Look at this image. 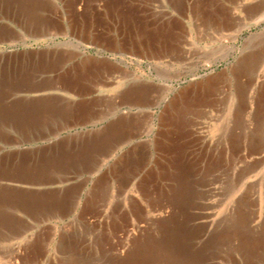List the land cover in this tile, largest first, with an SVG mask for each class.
Here are the masks:
<instances>
[{
  "label": "rangeland",
  "instance_id": "374dc122",
  "mask_svg": "<svg viewBox=\"0 0 264 264\" xmlns=\"http://www.w3.org/2000/svg\"><path fill=\"white\" fill-rule=\"evenodd\" d=\"M97 3L103 50L85 29ZM6 24L28 38L0 43V79L10 83L0 90V160L12 165L51 146L86 147V155L43 172L1 162L0 175L28 186L15 196L54 207L37 219L10 207L31 228L0 233V264H29L36 247L44 254L36 264H109L110 251L127 243L135 213L159 203L155 197L170 182L155 172L173 158L181 168L195 164L188 209L197 250L190 263L163 256L152 263L264 264V0H0V37ZM160 35L166 47L129 41ZM115 37L123 40L120 50ZM248 57L253 66L236 81L233 69ZM131 86L144 96L119 102ZM183 96L182 118L169 121L164 107ZM120 154L129 162L117 167ZM18 242L28 251L16 260Z\"/></svg>",
  "mask_w": 264,
  "mask_h": 264
},
{
  "label": "bare ground",
  "instance_id": "6f19581e",
  "mask_svg": "<svg viewBox=\"0 0 264 264\" xmlns=\"http://www.w3.org/2000/svg\"><path fill=\"white\" fill-rule=\"evenodd\" d=\"M2 1V0H1ZM14 5V4H13ZM253 11L256 13L259 11V9L262 6L261 2H258L256 4H253ZM263 7V6H262ZM251 10V9H250ZM249 10V11H250ZM252 11V10H251ZM213 13V12H212ZM79 16H81L80 13H78ZM221 17V16H220ZM73 19V17H72ZM79 19V18H78ZM71 21V20H70ZM82 20H79V22ZM69 22V21H68ZM78 22V23H79ZM222 23V22H221ZM90 24V23H89ZM84 25L81 23V26ZM71 26V25H70ZM92 27V26H91ZM184 28V27H183ZM91 29V28H90ZM89 29V31H90ZM88 30V29H87ZM170 30V29H169ZM92 31V30H91ZM92 34V33H91ZM156 34V33H155ZM157 35V34H156ZM142 38V37H141ZM146 38V37H145ZM148 38V37H147ZM149 39V38H148ZM164 39H167L166 37H162L160 35V38L156 37V40H142L140 39V36H138L134 40H129L130 44L136 43L137 46L143 49H148L151 44H155L158 47H166L167 46V40L164 41ZM170 39V38H169ZM168 39V40H169ZM133 42V43H132ZM171 45H174L175 41L172 40L170 41ZM115 43V48H122L123 46V40L120 37H115L114 39ZM120 50V49H119ZM119 52V51H118ZM257 58V57H256ZM91 59V58H90ZM251 57L249 58H243L239 61V63L235 66L233 69L232 75L234 79L236 80L239 76L240 73L250 70V68L253 66ZM4 71V70H3ZM9 72V71H8ZM26 72V71H25ZM1 73V72H0ZM5 73V72H3ZM11 78L8 79V81H15L16 76H18V73H13V75H9ZM8 77V76H7ZM66 77V76H65ZM240 77V76H239ZM6 78V77H5ZM31 78V77H30ZM81 78V77H80ZM229 78V77H228ZM28 79V78H26ZM3 80V79H2ZM0 79V90L3 88L7 87V84L10 85V83H3ZM23 80V79H22ZM245 80V79H244ZM233 81V80H232ZM237 81V80H236ZM66 82V81H65ZM78 82V81H77ZM76 82V83H77ZM211 83V82H210ZM13 84V83H12ZM18 84V83H16ZM130 84V83H129ZM211 85V84H210ZM14 86V85H13ZM65 86H67L65 84ZM130 86V85H129ZM140 86V85H139ZM132 87V86H131ZM128 90L127 93L123 94L121 96L119 102L123 100L137 102L142 96H144V90L142 88H139L138 86H133L132 88ZM194 87V86H193ZM205 87V86H204ZM203 87V88H204ZM241 87V86H240ZM15 88V87H14ZM67 88V87H66ZM190 88V87H189ZM238 88V87H237ZM261 88V87H260ZM259 88V89H260ZM188 89V88H187ZM192 89V88H191ZM194 89V88H193ZM205 89V88H204ZM202 89V90H204ZM209 89V88H208ZM258 89V90H259ZM257 90V91H258ZM6 91V90H5ZM16 91V90H15ZM36 91V90H35ZM183 91V90H182ZM194 91V90H193ZM206 91V90H205ZM126 92V91H125ZM147 92V91H146ZM185 92V91H184ZM192 92V91H190ZM204 92V91H203ZM240 92V91H239ZM262 92V90H260ZM181 93V92H180ZM183 93V92H182ZM263 93V92H262ZM38 93L35 96H41V94ZM200 94V93H199ZM190 95V94H189ZM204 95V93H203ZM1 96V95H0ZM180 96V94H179ZM182 96V95H181ZM2 97V96H1ZM46 97V96H45ZM176 97V96H175ZM208 97V96H207ZM47 98V97H46ZM202 98V97H201ZM200 98V99H201ZM45 99V98H44ZM176 99V98H175ZM184 96L183 98L180 97L176 101L174 100L171 102L169 105H167L165 112H166V119L169 121H173L174 119L182 118V113L185 110V105L189 102H187ZM204 99V98H203ZM257 99H260L258 97ZM52 100V99H51ZM141 100V99H140ZM194 98L191 99L193 101ZM189 101V99H188ZM118 102V103H119ZM130 102V103H131ZM256 102V101H255ZM257 102H259L257 100ZM45 103V102H44ZM117 103V102H115ZM139 104V103H138ZM256 104V103H255ZM254 104V107L256 108ZM70 105V104H69ZM192 105V104H191ZM3 106V105H2ZM78 106V105H77ZM235 106V105H234ZM15 107V106H14ZM20 107V106H19ZM241 107V106H240ZM188 108V107H187ZM26 109V108H25ZM64 109V108H63ZM74 109V108H71ZM239 109V108H238ZM258 109V107H257ZM38 110V109H37ZM12 111V110H10ZM15 111V109H14ZM21 111V109H20ZM41 111V110H40ZM74 111V110H73ZM187 111V110H186ZM185 111V112H186ZM24 112V111H22ZM71 112V111H70ZM242 112V111H241ZM9 113V112H8ZM14 113V112H13ZM19 114V111L17 112ZM26 113V112H24ZM35 113V112H34ZM4 115L6 113H3ZM21 114V113H20ZM23 114V113H22ZM36 114V113H35ZM53 114V113H52ZM25 115V114H24ZM32 115V114H31ZM37 115V114H36ZM13 116H11L12 118ZM15 117V116H14ZM37 117V116H36ZM19 118V117H16ZM165 118V117H164ZM25 118L22 117L21 120H24ZM32 119V118H31ZM7 120V119H6ZM14 120V118H13ZM20 120V122H21ZM28 120V119H27ZM183 120V119H182ZM1 121V119H0ZM157 121V120H156ZM35 123V122H34ZM7 124V123H6ZM33 124V123H32ZM126 124V123H125ZM160 124V122H159ZM166 124V123H165ZM23 125V124H22ZM174 125V124H173ZM12 126V125H11ZM15 126V125H14ZM20 126V125H19ZM25 126V125H24ZM24 126H20V135H25V130H27ZM38 126V125H37ZM162 126V125H161ZM35 127V126H34ZM109 127V126H108ZM106 127V128H108ZM114 128V127H113ZM31 129V128H30ZM29 129V130H30ZM110 129V128H109ZM16 130V129H15ZM113 130V129H112ZM33 131V130H32ZM109 131V130H108ZM107 132V131H105ZM109 133V132H107ZM106 133V134H107ZM111 133V131H110ZM102 134V133H101ZM112 134V133H111ZM157 134V133H156ZM155 134V135H156ZM42 136V135H41ZM97 136V135H96ZM32 137V136H31ZM91 137V135H90ZM157 137V135L155 136ZM164 137V136H163ZM160 138V137H159ZM165 138H168V134L165 135L163 140ZM86 139V138H85ZM109 139V138H108ZM162 139V138H161ZM171 139V138H170ZM169 139V140H170ZM88 140V139H87ZM90 140V139H89ZM101 140V139H100ZM111 140V139H110ZM156 140V139H155ZM98 141V140H97ZM109 141V140H108ZM167 141V140H166ZM102 142V141H101ZM156 142V141H155ZM164 142V141H163ZM96 143V142H95ZM149 143V142H148ZM67 144V143H66ZM144 144V143H143ZM168 144V143H167ZM57 145V144H56ZM159 145V144H158ZM60 146V145H58ZM66 146V145H65ZM90 146V145H89ZM106 146V145H105ZM157 146V145H156ZM46 147V146H45ZM74 147V146H73ZM85 147V146H84ZM158 147V146H157ZM160 147V146H159ZM90 148V147H89ZM87 148V149H89ZM83 149L85 148L80 147V149L75 148L72 149L70 147H67V149H61V148H56L54 146L51 147H46L45 149H38L36 152L35 156L32 158L28 159H23L20 161H12V165L9 162H1L4 163V166L7 167V165L13 166V167H18L19 164H33L32 168L35 167L37 172H43L42 170L47 168H52L58 164L61 163H68V161H77L82 157H85L86 153H82ZM92 149V148H91ZM157 149V148H156ZM136 150V149H135ZM138 150V149H137ZM162 150V149H161ZM204 150V149H203ZM141 151V150H140ZM251 151V149H250ZM32 152V153H34ZM144 152V151H143ZM136 153V152H135ZM142 153V152H141ZM202 153V151H201ZM249 153V152H248ZM26 154V153H25ZM144 154V153H143ZM250 154V153H249ZM34 155V154H33ZM121 155V154H120ZM31 156V155H30ZM6 157V156H5ZM137 155L134 156L132 159H136ZM24 158V157H23ZM129 157H125L124 154H122L120 157L117 159V167H120V165H123L128 161ZM3 159V157H2ZM17 159V158H16ZM131 159V158H130ZM167 159V158H166ZM6 160V159H5ZM14 160V157H13ZM140 160V159H139ZM155 160V159H154ZM174 158L170 160L169 162H166V165H158L157 170H156V176L159 178H162L164 176H167V181L169 183H165L163 185L164 188H160L161 192L157 197H155L156 201H159V203H156L154 206L153 205H148L146 209H142L139 212H136L135 216L137 218L136 222H131L132 224L128 228V232L126 235L127 243L121 245V247H115L116 252L110 251V262L109 264H153L152 262L155 261V259L160 258V257H167L171 260H182V261H189L191 258H193L194 253H196L197 247L195 246L198 237L196 233L193 230L192 224H191V217H190V207L189 201L192 196V188L194 185L192 183L194 182L193 179V167L194 165L192 162L187 166V165H181L183 168H181L179 165H177L176 162H174ZM116 162V161H115ZM129 162V161H128ZM127 162V163H128ZM138 162V161H137ZM140 163V162H139ZM7 164V165H6ZM71 164V162H70ZM72 165V164H71ZM21 166V165H20ZM136 166V164H135ZM9 167V166H8ZM21 166V171H22ZM110 167V166H109ZM122 167V166H121ZM129 167V166H128ZM2 167H0L1 169ZM112 169V168H111ZM156 169V167H155ZM11 170V169H10ZM26 170V168H25ZM34 170V171H35ZM117 170V168H116ZM121 170V169H120ZM139 170V169H138ZM168 170V171H166ZM32 171V170H31ZM32 171V172H34ZM46 171V170H45ZM137 171V170H136ZM239 171V170H238ZM247 171V170H246ZM1 172V170H0ZM4 172V171H3ZM126 172V171H125ZM142 172V171H141ZM148 172V171H147ZM13 173V172H12ZM36 173V172H35ZM130 173V172H129ZM44 174V173H42ZM123 174H125L123 172ZM150 174V172H149ZM192 174V175H191ZM6 175V174H5ZM121 175V174H120ZM143 176V175H142ZM147 176V175H146ZM7 177V176H6ZM4 177V175H0V189H3L4 191H8V194H3L0 192V233H4L6 235H19V232L23 231L24 228H31V223L28 222L24 216L12 212L10 207L13 205L18 206L19 210L24 215L31 216L32 218H36V216L40 215V212H43L44 210H52L54 206H52L51 201H45V200H31V199H21L22 197H18V195L15 196V192H20L24 188H28V186L25 185H20L19 183H23L24 181L21 179H9ZM18 177V176H17ZM130 177V176H128ZM244 177V176H243ZM101 178V177H100ZM144 178V176H143ZM105 180V179H104ZM144 180V179H143ZM116 181V180H115ZM19 182V183H18ZM158 183V182H157ZM95 184V183H94ZM169 184V187H167ZM102 186V185H101ZM140 188V187H139ZM25 190V189H24ZM136 190V189H135ZM33 193V192H31ZM44 193V192H43ZM66 193V192H65ZM106 193V192H105ZM19 194V193H18ZM93 194V193H92ZM27 196V195H26ZM25 196V197H26ZM40 196V195H39ZM43 196V195H42ZM41 196V197H42ZM45 197V196H44ZM38 197H36L37 199ZM40 199V198H39ZM50 199V198H49ZM60 200V199H59ZM85 200V199H84ZM247 200V199H246ZM64 201V200H63ZM92 201V200H91ZM152 201V199L150 200ZM62 202V201H61ZM86 202V201H85ZM84 202V203H85ZM63 203V202H62ZM56 204V203H55ZM61 205V204H60ZM59 205V206H60ZM151 206V207H150ZM156 206V207H155ZM57 207V206H56ZM148 207H150L149 210ZM15 208V207H14ZM87 208V207H86ZM14 211V210H13ZM49 211V210H48ZM47 211V212H48ZM56 211V210H55ZM153 211V212H152ZM240 211V210H239ZM46 212V211H45ZM51 213V212H50ZM54 213V212H53ZM149 214H154L152 215L153 217H149ZM82 216H84V212L81 213ZM62 216V215H61ZM134 216V217H135ZM133 217V216H132ZM236 217V216H235ZM245 217V215H244ZM49 218V217H48ZM82 218V217H81ZM134 218V219H136ZM242 218V216H241ZM37 219V218H36ZM85 219V218H84ZM194 219V217H193ZM39 221V220H38ZM245 221V220H243ZM85 222V221H84ZM236 222V221H235ZM91 223V221H90ZM93 223V222H92ZM238 223V221H237ZM102 224V223H101ZM239 224V223H238ZM91 225V224H90ZM228 225V224H227ZM240 225V224H239ZM225 226V225H224ZM232 226V225H231ZM236 226V225H235ZM242 226V225H240ZM233 227V226H232ZM250 227V226H249ZM264 227V226H263ZM57 228V227H56ZM231 228V227H230ZM234 228V227H233ZM236 228V227H235ZM240 228V227H239ZM252 229V228H251ZM225 230V229H224ZM234 230V229H233ZM226 231V230H225ZM26 232V231H25ZM49 232V231H48ZM59 232V231H58ZM260 238L264 239V232L260 231ZM66 233V232H65ZM232 233V232H231ZM254 233V232H253ZM256 233V232H255ZM237 235V233H234ZM240 234V233H239ZM246 234V233H244ZM243 234V235H244ZM252 234V233H250ZM248 234V235H250ZM5 235V236H6ZM211 236V235H210ZM1 237V235H0ZM247 237V236H246ZM66 238V237H65ZM238 238V237H237ZM242 238V237H241ZM245 238V237H244ZM3 239V238H2ZM246 239V238H245ZM4 240V239H3ZM251 240V239H250ZM113 242V240L111 239ZM115 241V240H114ZM118 241V239H117ZM43 242V241H42ZM59 242V241H58ZM203 242V241H202ZM230 242V241H229ZM249 242V241H248ZM251 242V241H250ZM8 243V242H7ZM199 243V242H198ZM204 243V242H203ZM235 243V242H234ZM264 243V242H263ZM28 244V243H27ZM260 244V243H259ZM262 244V243H261ZM247 245V244H246ZM16 248L12 249L13 255L16 260L17 258L20 257V255L27 250V247L23 245L21 242H18L15 244ZM45 246V245H44ZM203 246V245H202ZM238 246V243H237ZM29 247V246H28ZM47 247V245H46ZM241 247V246H238ZM43 248V247H42ZM196 248V250H195ZM112 249V248H111ZM204 250V249H202ZM31 251V250H30ZM107 251V250H106ZM198 252V251H197ZM204 253V252H203ZM203 253H198L196 257L197 262H202V257ZM43 250L41 247H36L33 249L32 255L33 259L29 260V264H36L39 260V258L42 256ZM203 254V255H202ZM3 255V254H2ZM9 255V254H8ZM24 255H26L24 253ZM44 255V254H43ZM70 256V255H69ZM26 257V256H25ZM14 259V260H15ZM23 259V257H22ZM74 258H72L73 260ZM25 260V259H23ZM76 260V259H74ZM173 260V261H174ZM6 261V260H5ZM26 261V260H25ZM7 262V261H6ZM11 262V261H10ZM17 262V261H16ZM19 262V259H18ZM24 262V261H23ZM175 262V261H174ZM173 262V264H174ZM199 262V263H200ZM12 263V262H11ZM172 263V262H171ZM180 263V262H179ZM188 263V264H189ZM20 264V263H19ZM73 264V263H71ZM100 264V263H99ZM168 264H170L168 262ZM177 264V263H176Z\"/></svg>",
  "mask_w": 264,
  "mask_h": 264
},
{
  "label": "crops",
  "instance_id": "0c3cea01",
  "mask_svg": "<svg viewBox=\"0 0 264 264\" xmlns=\"http://www.w3.org/2000/svg\"><path fill=\"white\" fill-rule=\"evenodd\" d=\"M95 5H96L95 8L97 9L98 13L95 14L94 16L95 19L91 18V21L89 22L90 23L89 26L88 25L87 27L85 26V29H86V33H88L89 29L91 28L89 31L90 43L91 44L94 43L96 47L103 50V49H106L107 43H106V38L103 37L104 27L100 26L101 25L100 20L102 16H100L99 13H100L101 7H100V4L98 5V3ZM96 20H99V21H96ZM4 31H5L4 35L0 37V43L4 41H10V42L11 41H22V40H27L28 38L25 36L23 29L18 26L6 24Z\"/></svg>",
  "mask_w": 264,
  "mask_h": 264
}]
</instances>
